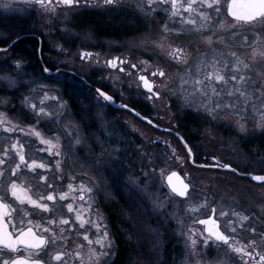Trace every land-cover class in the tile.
Segmentation results:
<instances>
[{"label":"rangeland","instance_id":"rangeland-1","mask_svg":"<svg viewBox=\"0 0 264 264\" xmlns=\"http://www.w3.org/2000/svg\"><path fill=\"white\" fill-rule=\"evenodd\" d=\"M18 2H21V0L0 1V36L5 32L4 26L8 24L9 20H15V18L26 20L33 16L32 19H37L36 26L33 27L46 39L44 58L49 63L85 75L98 86H106L124 103L128 99L147 101L148 98L141 92L142 90L138 87L134 78L132 80L131 76L120 73L117 68L114 70L108 67V61L112 60L113 55L127 59L128 65L124 66L125 70H130L129 66L132 64H136L137 67L145 64L150 68H163L172 77L171 80H166L170 88H163L160 91V97L151 99L152 103L147 105L156 112L153 119L161 121L162 126L166 128L175 126L179 118L186 113L193 116L196 121L200 119L204 123L203 131L199 133L196 140L191 139V143H189L194 155V163L200 164V162H204V158H215L246 174L261 172L256 170L264 172V149L255 144L257 138L261 136V138H264V130L256 128L255 122L251 118L244 121L247 131L241 132L236 124V117L227 116L226 112L220 111L210 115L204 107H200L202 100L199 94L189 96L192 91L191 87L185 86L187 91L181 92L180 76L176 73L179 71L185 79L188 78V73L175 60L167 59V52L171 50L169 45L185 48L187 42L194 44L196 49H201V52L210 51V53H213L212 47L220 48L221 46L209 47L202 41L203 36L211 33L209 29H206L205 34L201 37L189 34L184 36L183 39L178 37L180 29L175 28H169L171 31H165L164 29L146 27L134 36L130 34L131 37L126 36L127 31L131 29L115 28L109 31L97 29L95 30L96 34L109 33L107 38L103 36L98 38L90 29L76 28L73 32L68 25L67 10L48 12L36 6L25 8V4ZM4 4L9 6L4 7ZM218 31L224 35L228 30L218 29ZM235 32L238 33L236 40L241 38V35L247 36L248 45H251L255 39L252 29H250L249 34L240 28L236 29ZM153 41L163 43L165 45L164 49L161 50L156 47ZM235 42L237 45L241 44V41ZM237 45L235 51L245 52L246 56H250L252 51L250 47ZM256 46L264 47V45ZM196 53L197 50L194 53V59L189 60L190 73L193 78L197 76V65L200 64L202 59ZM203 59L205 63L211 61L206 57ZM17 62H19V67H17ZM27 66L28 62L15 59L14 56L6 53L0 54V77L11 76L16 82L15 87L10 88L7 80H0V99H6L7 101L0 104V113L3 114L4 120L2 125L5 128L16 125L18 126L16 130L19 132H21L20 128L31 130L34 127L40 133L46 134L45 139H52L51 136L54 137L53 142L59 137L61 146L58 149L54 148L52 150L53 154L50 155L46 147H40L44 151L38 153V158L51 170L64 168L67 163L70 165L72 163L70 156L74 155V158H76L72 152L69 153V159H67L68 157L63 149L69 143L74 144L72 142L77 137H82L78 121L79 119L82 120L86 114L85 112L82 114L83 110L78 105L84 107L85 105L82 102L87 103L89 100L90 104L96 109V124L94 125L97 131L92 134L96 148L94 146L86 153L87 160L91 161V163L89 162L90 186L93 188V192L90 194L92 208L88 211L86 217L101 225V235L105 230L109 234L108 240L111 241L113 247L112 254L108 258V264L113 261L116 246L109 230V222L103 212L96 209V206L98 201L101 200L113 204L115 198L110 192L109 181L101 180L99 175L93 171V168H99L101 172L108 170L109 173H120L123 182L119 185L123 197L125 195L134 199V202L139 203L142 212H145L143 214L144 218L145 214H151L157 224L168 229L169 238L163 240L159 246L163 248L169 245L171 252L173 255L176 252L178 259L173 261V255L171 254L166 256L165 259L163 258L162 264H196L198 259L201 264H217L219 259L224 258L223 252L226 246L221 247L219 250L215 246L211 249L204 248L202 240L207 235L204 233L199 221L209 218L212 209L215 208V219L222 217L220 216L221 211L228 213L226 217L219 219L224 227L231 218L229 209L233 210L237 206L234 203H239L242 200L261 201L264 198V184L254 185L250 183L251 181L248 182L223 170L220 172L219 170L212 172H210L211 170H204L189 162L188 156L178 143L163 138L157 131L160 135L154 139L153 131L138 123L125 112L112 111L106 104L101 103L100 99L94 96L95 94L84 90L79 84H73L74 82L69 75L62 73L50 78L44 72L36 75L30 69L26 71L25 69L29 68ZM256 67L259 69L261 65L258 64ZM200 75H203V71ZM251 75L255 76V73H251ZM51 79L54 84L49 83ZM57 83H60V85L71 83L74 87H70V89L57 88L54 86ZM173 91L177 92V95H172ZM45 93H47V97L55 96L58 100L53 101L47 98ZM69 94L73 97V101L77 103L76 105L81 114H72L71 109L69 111L67 101ZM181 95L188 96L192 102L190 106L185 105L178 99V96ZM25 98H27V101H25ZM42 100L44 101L43 106L47 112L51 113V116H41L39 123H37L35 111H38L41 107ZM31 104H36V110L30 107ZM61 104L63 107L60 106ZM249 115L252 114L249 113ZM73 116L78 119L74 121ZM256 119H258V116ZM6 133L8 132L4 131L2 133V139L6 138ZM148 133L151 135H148ZM79 140V145H84V142L81 139ZM108 144L109 150L106 155L101 152V149L103 148L102 145L107 146ZM75 145L79 147L78 143ZM26 148L33 149L31 152L35 154L36 140L28 137ZM57 150L60 151L61 155H54ZM57 161H60L59 168H57ZM173 170L180 172L190 186L188 195L184 199L174 196L165 184V176ZM49 180H51V177ZM96 190L99 191V195H95ZM128 192H132V194L129 195ZM231 203H233L232 206ZM59 207L61 216L67 214L63 203H59ZM190 209L196 210L192 211ZM118 220L120 225H125L128 218L120 215ZM246 225H248V220L244 224L245 228H247ZM63 227L66 232L62 235H65L69 240L70 248L64 245L61 240L60 249L66 250L68 248L71 252L70 258L66 260L79 264V260L75 258V252L80 251L85 264H88L86 253L89 246L83 240L84 230H78V226H69V228H73V231H68L69 228ZM85 227L89 230V238L95 239L97 236L96 227L92 225H85ZM120 229L124 230L125 228L120 227ZM138 233L136 235L139 237ZM246 234H238L241 241H246L245 245L252 240L259 242V236L249 235L247 232ZM190 235L197 240L196 251L200 252L199 256L192 254ZM81 244L84 245L83 248L78 247ZM237 244V246L242 245L240 241ZM142 246L146 248V246ZM93 247L99 250L98 245L94 244ZM155 250L156 245L153 243L150 249L146 251L145 257L151 256V264L161 263L160 256L156 260ZM231 255L233 264H235V254ZM170 258L173 263L170 262ZM136 259V262L141 261L139 257Z\"/></svg>","mask_w":264,"mask_h":264},{"label":"snow or ice","instance_id":"snow-or-ice-1","mask_svg":"<svg viewBox=\"0 0 264 264\" xmlns=\"http://www.w3.org/2000/svg\"><path fill=\"white\" fill-rule=\"evenodd\" d=\"M60 3L72 6L78 4L80 0H59ZM121 0H104V4L113 5L119 4ZM25 3L37 4L44 8L45 11L55 12V9H49L47 4L51 3V0H25ZM147 4L151 7L152 5H170L169 15L171 17H179L181 24L192 25L196 31H201L202 29H209L210 35L203 36L202 41L209 47L214 45H220L228 50V56L231 59L224 58L223 51H220L216 47H212L214 53L210 62L205 63L204 57L207 53L201 52L197 49V54L202 57L200 64L197 65V76L193 78L190 73L189 60L192 57L191 52H185L181 47H172L170 51L167 52L168 57L175 60L180 66L184 67L188 73V78L185 79L184 75L179 71L176 75L180 76V90L181 92L187 91V87H191L192 91L189 96H195L199 94L202 100L200 107H204L210 115L220 111L226 112L227 116L236 117V124L239 126L241 132H246V126L244 121L246 119H253L255 122V127L264 130V47H257L256 45H264V0H230L227 5V12L233 18L234 23L226 25L221 21L218 25L212 23L211 11H214L217 15L221 12V0H147ZM4 7H8V4H4ZM140 5H138L139 7ZM155 12L156 9L152 8ZM184 13H188L185 17ZM193 14L199 17V23L193 18ZM243 24L250 27L253 30L255 39L251 45H248V37L241 35V44L243 47L247 45L252 49L250 56L238 54L236 51L232 50V45L229 44L225 36L221 34L218 29H223L227 31L229 28H235L236 25ZM165 31H171L167 24L163 25ZM238 33H232V39L237 37ZM153 44L164 49L165 45L163 43H157L153 41ZM121 64L125 61H120ZM108 64L115 68L117 66L116 61H108ZM261 65V68H257V65ZM17 67H19V62H17ZM132 68H136V64L131 65ZM210 69V70H208ZM48 71V69H45ZM120 71L123 72L124 68L121 67ZM203 71V75L200 73ZM255 73V76L251 75ZM153 77H163L166 80H171L172 77L169 76L163 68L157 67L156 71L151 73ZM0 80H7L9 87H15V80L11 76L0 77ZM139 80L143 83L144 88L152 93V96L156 98L160 97V92H153V83L149 79L140 75ZM161 87L167 89L168 83L162 82ZM100 96H103L105 100L111 101L113 98L106 93L97 89ZM172 95H177V92L173 91ZM47 97V93H45ZM53 101L58 100L57 97H47ZM152 98L151 96L149 97ZM185 105L190 106L191 101L188 96H178ZM27 101V98H25ZM6 99H0V104L6 103ZM44 101H41V107L38 111H35L37 117V123L41 116L50 117L51 113L47 112L43 106ZM211 105V107H209ZM63 107V105H60ZM30 107L36 110V104H31ZM126 107V105H125ZM249 113L252 115L250 116ZM258 116V119L256 117ZM215 118V117H214ZM227 118V117H225ZM4 123L3 114L0 113V124ZM18 126L13 125L12 127L5 128V132L15 131ZM31 127V126H30ZM24 132V128L19 129ZM26 135H32L40 139L41 144L48 146L47 151L49 154H53L52 150L54 148L58 149L59 137L53 142L52 139H45L42 134L37 131L34 127L31 131L26 133ZM76 143L80 140L77 137L75 139ZM13 150H16V155L19 157V163L11 170V175L8 176L5 184L0 185V264H51V262H59V264H67L65 257L68 254L67 251L57 250L53 253L48 251V246L56 245L57 241L64 240L66 242V237L62 234L66 231L63 226L70 225V220L68 218L56 219L54 216L51 219H47V225H55L59 229L61 235H57V231L52 227L43 226L39 222L34 224L33 220L27 219V226L25 225V219L29 217L30 213L24 208L25 205L31 206L32 209H39L43 213H53L54 208L50 207L48 201L55 203L57 199L61 202L69 199L71 195V201L67 203L66 210L69 214H74V220L71 222L72 226L78 224V230L83 229V240L87 242L88 251L86 253L88 257V264H108V258L112 254L111 241L108 240V232L105 230L102 235L100 234L101 225L92 221L90 218L86 217L84 213L90 211L92 204L85 201V193L91 194L93 188L89 185L83 183L80 184L79 188H76L72 183L67 185V192H60L58 196L54 194L53 185L47 183L46 177L40 175L39 179L46 182V187L49 189L47 195H40L39 198H34L31 194V186L25 187L23 182L18 183L15 178L21 169V165H25V154L23 151L24 145L19 143H13L11 145ZM44 151V149H41ZM105 149H101V152H105ZM191 150L189 149V152ZM7 155V152H5ZM54 155H61L60 151H55ZM179 159V157H177ZM5 161L0 159V165L4 164ZM223 168L231 169L230 164L221 165ZM26 167L35 172L37 168L45 169L47 166L44 163H37L36 160H32L31 163H27ZM60 167V161H57V168ZM235 171V169H231ZM100 179L103 180V174L99 168H93ZM163 172V170H161ZM5 175L4 170L0 169V178ZM147 175V173H145ZM177 173L172 172L168 177L169 184L172 186V192L177 195L184 197L187 195L188 185L180 182V186L172 184V178L176 177ZM60 179V178H58ZM255 181H264V175H256L252 177ZM79 192V196L72 195L73 193ZM10 195L18 204V208H13L11 204L5 202V196ZM92 197L89 195V200ZM79 200L82 203L78 208L74 207L76 201ZM87 204V208L84 205ZM195 211L196 209H190ZM22 213L20 216V227L12 223L13 213ZM215 212V209H213ZM234 216L239 217L241 220H248L247 216H240L239 213L233 212ZM228 213L221 211L220 216L226 217ZM200 224H208L210 227L206 229L208 235L203 238L202 245L204 248L211 249L213 246L217 250L221 247L226 246L223 252V259H219L217 264H233V259L231 254H236L239 258L240 264H248V260L253 258V252L247 251L246 248L249 246H254L256 244L255 240L249 242V245L244 247L237 246L238 242L234 241V237L225 234L221 231L216 220H200ZM11 224L12 230H9V225ZM232 221H228V225H231ZM85 225H92L97 229V236L95 239H90L88 234V229ZM35 229L42 228V232L34 231ZM231 232H235L236 228L231 227ZM253 233L256 232L255 228H252ZM264 236V233L261 234ZM190 247L192 249V254L199 256L200 252L196 251L197 240L193 239L191 235L189 236ZM98 245L99 250L93 247V245ZM83 244L78 245L79 248H83ZM23 252L24 254H21ZM43 254V255H42ZM259 256L260 264H264V254L256 253ZM47 257V258H45ZM75 258L79 260V264H85L83 256L80 251L75 252ZM196 264H201L198 259Z\"/></svg>","mask_w":264,"mask_h":264},{"label":"flooded vegetation","instance_id":"flooded-vegetation-1","mask_svg":"<svg viewBox=\"0 0 264 264\" xmlns=\"http://www.w3.org/2000/svg\"><path fill=\"white\" fill-rule=\"evenodd\" d=\"M229 2L230 0H221V12L219 15H217L214 11L208 10L211 12V15L213 18L212 19L213 24L218 25L221 21H223L226 25L234 23L233 18L229 16L227 12V5ZM18 3L25 4L24 5L25 8H32L31 6H36L38 8H41L42 10L44 9L40 7V5H37V4L25 3V0H21V2H18ZM46 3H47V0H46ZM22 4L20 5L21 8H22ZM138 5L140 6L138 7ZM18 7H19V4H18ZM47 7L49 9H55V11L67 10L68 11V25H69V28L73 30V32L75 31L76 28L90 29L93 31V33L98 38H100L101 36L95 33V30L97 29H111V30L115 28L131 29L127 31V35H126L128 37H131V35L134 36L135 34L142 32L146 27H149L151 29H164L163 25L167 24L169 28L180 29V33L178 37L182 39L184 36H188L189 34H193L198 37H201L203 36V34H205L204 32L207 29L205 28V29H202L201 31H196L192 25L181 24L179 17H171L169 15L170 5H152L150 7L147 4V0H121L119 4H113V5L104 4V0H80L78 4H74L72 6L64 5L60 3L59 0H51V3L47 4ZM152 8H155L156 11L153 12ZM165 9H169V11H165ZM184 16L187 17L188 13H184ZM32 17L27 18L26 20H21V18L19 19L15 18V20L8 21V24L4 26L5 32L3 33L2 36H0V54L6 53V54H9L10 56H14L15 59H20L22 61L28 62L27 67L29 68H26L25 70L28 71L27 69H30L36 75L41 72L42 73L44 72L46 75H49L50 78L58 74H62V73L65 75H69L71 77V80L74 82L73 84H79L81 87L84 88V90L95 94L94 96L98 97L100 99V102L103 103L104 105L106 104V106H108L112 111L125 112L128 115H130L133 119H135L138 123H140L141 125L153 131L154 132L153 134L155 135L154 139L157 138L161 134L163 138L168 139L169 141H174L178 143L181 146L182 150H183V147L179 139L177 138L176 134L181 136L183 140L187 142L191 139L196 140L197 137L199 136V133L203 131L204 123L200 119H198L197 121L199 124L197 128H199L200 130V132L198 133L190 132L189 130L191 128H184L183 123L182 122L179 123V121L176 122L175 126L166 128L162 126L161 121H156L153 119L155 118L154 116H156V112L154 111V109L152 110L150 106L147 104H151L152 103L151 99L156 98V97L152 96V93H149L142 87L141 85L142 82L139 80V76L140 75L146 76L149 79V81L153 83V92H156V91L160 92L163 89V87H161V83L166 82V78L164 79L163 77H158V76L153 77L151 75V73L153 71H156L157 68H150L149 66L142 64L141 66L136 67V68H132L130 65L129 66L130 70L128 69L125 70L124 66L128 65L127 59L121 58L118 55L112 56L111 61H116L117 66L115 68L113 67L111 68V66L108 64V67L114 70L117 68V70L120 73H126L127 75L131 76L132 80L134 78L136 80V84L138 85V87L141 88L142 90L141 92L145 94L148 98L147 101L139 100V99L138 100L128 99L127 102L124 103L120 100V98L116 94H114L112 91L106 88V86L104 85L98 86V84L93 83L85 75L79 74L78 72L73 71V70L70 71L65 68L56 66V64L54 65V64L49 63L47 59L44 58V43L46 39L44 36L38 33V30H36V28L33 27V26H36L37 19H32ZM193 18L196 19L197 22L199 23L198 16L193 14ZM239 28L245 30L247 34L250 33L251 28L243 24H238L236 25L235 28H229L228 31L224 33L226 41L232 45V50L234 51H235V46L237 45L235 41H241V38H238V40H236V38L232 39V33L235 32V30ZM103 37H106V36L103 35ZM237 46H240V45H237ZM183 49L185 50V52H191L193 54L191 58L194 59L195 57L194 53L197 50L194 44L187 42V44L185 45V48ZM217 49H219L220 51H223L224 58L231 59V57L228 56L227 49L223 48L222 46ZM205 53H207L206 59L211 60L214 53H210V51L205 52ZM237 53L245 55L244 54L245 52H237ZM168 58L170 57H168L167 55V59ZM121 60L125 61V63L121 64L120 63ZM121 67L124 68L123 72L120 71ZM45 69H48V71H45ZM51 82L52 84H54V81H52V79L49 80V83ZM73 84L69 83L67 85L65 84L60 85V83H57L54 86H56L57 88L61 87L63 89L65 88L70 89V87H74ZM168 88H170V85H168ZM97 89H100L103 92L107 93L109 96H111L114 99L116 104H119L120 106L126 105L128 109L111 107L106 101L101 99V97L98 95L96 91ZM68 96H69L68 98L69 111L71 109L72 114H76V113L81 114V111L76 105L77 103L73 101V97L70 96V94ZM150 96L152 97L151 99L149 98ZM70 104L73 106L72 108L70 107ZM84 105H85L84 107L78 105L80 109L83 110L82 114L84 112L86 114L82 120L79 119L78 121V125L82 132V137H78V138L84 142V145H79L78 143L79 147L76 146L75 140L72 142L74 144H71V143L67 144V146L65 147V149H63V151L65 150L67 157L69 153L73 152L76 158H74V155L70 156V160L72 163L70 165H68L67 163V165L64 168L60 167L58 170H51L50 167L46 165L47 167L45 169L37 168L35 172L30 171L26 167V164L31 163L32 160H36L38 164L42 163L40 158H38L39 151L42 152L40 147L48 148V146L45 144H41L39 138L32 136V135H26V133L31 131L29 129L27 130L24 129L25 130L24 132H19L17 130L8 132L5 134L6 138L2 139L1 136H2V133L4 132L5 127L2 124H0V159H3L5 161L4 164L0 165V169L4 170V173H5L4 177L0 178V185L5 184L8 176L11 175V170L15 167L17 163H19V157L16 155V150H13L11 148V145L13 143H17L19 141V143L24 145L23 151L25 154L26 164L21 165V169L15 178L17 179L18 183L23 182L25 187L31 186V194L33 195L34 198H39L40 195L46 196L49 191V189L46 187V182L39 179L40 175H44L46 177L47 183H51L53 185L54 194H56L57 196L60 192L68 191L67 185L69 183H72L76 188H79L82 182L83 184L90 186L89 162L91 163V161L87 160L86 153L90 151L92 147L95 146L93 143L94 140L92 139V134L90 131L92 129L90 115L92 114L91 112H93L95 113L94 117L96 118V109L94 106L90 104L89 100L87 101V103H84ZM129 109H133L138 114H140L142 117L147 118L149 121H151V123L157 125L159 128H162L163 130L157 129L154 126L148 124L147 122H144L138 119L137 117L133 115V113L129 111ZM73 119L74 121H76L78 118L73 116ZM156 131L159 132L160 134L157 133ZM45 135L42 134V137L44 138ZM148 135H151V134L148 133ZM28 137L33 138V140H36L37 148H36L35 154L31 152L34 149V147L32 150L31 148L30 149L26 148ZM51 138L53 139L54 137L51 136ZM34 146H35V143H34ZM60 146L61 144L58 145V147ZM102 147L103 149L106 150L104 153L107 155V152L109 150V144L107 146L102 145ZM94 148H96V146ZM5 152H7V155H5ZM67 159H69V157ZM224 163L215 158H209V159L204 158V162H200V164H195V163L194 164L204 170H211L210 172L217 171V170H219L220 172L221 169L219 166L223 165ZM237 171H238L237 173H232V174H235L238 178H243L244 180H247L248 182H250L246 176L248 173L246 174L243 171H239V170ZM256 171H261V172H252V173L253 174L264 173L262 170H256ZM102 174L104 177L103 180L107 182L109 181L110 183V187L112 190V191L110 190V192L113 195V197L117 196L120 199H122L123 198L122 190L119 185L120 183L123 182V180H121V177H120L121 174L113 173V172L109 173L108 170L102 171ZM50 177H51V180H49ZM107 177H109L110 180L107 179ZM250 183L254 185H260V184H256L253 182H250ZM114 186H117V187H114ZM116 188L119 189L120 196H118L115 193ZM72 195H76L78 197L79 192L77 191L76 193H73ZM89 195L90 194L85 193V201H88V203H90ZM95 195H99L98 190H96ZM5 202L11 204L13 208L19 207L17 202H15L14 199L10 197V195L5 196ZM69 202H72L71 195L68 200L63 201V202L59 201L58 199L55 203L48 201L50 207L54 208V212L51 214L43 213L39 209H32L31 206L25 205L24 208L29 211L30 215L29 217L25 219L24 226H27L26 221L28 218H30L33 220L34 224L36 222H39L43 226L52 227L54 230L57 231V235H60L59 229L56 228L55 225H47L46 221L47 219L53 218V216L56 219L68 218L70 220V225H66L65 227L67 228H69V226L74 227L72 226V223H71L75 218L74 214L67 213L62 216L60 215L59 203H63V206L66 209L65 205ZM101 202H103V205L105 204L104 200H101ZM81 203H82L81 201L77 200L76 203L74 204V207L78 208ZM99 203L100 201H98L96 209H99V211L103 212L104 216L107 218L109 222V226H110L109 230H110V233L112 235V238L115 244V239L112 234V226L107 216L106 208L100 205ZM115 203H116V199H115ZM234 204H236L237 206H235L233 210L229 209L231 213V218H229L232 221L231 225H228V222H227V224L223 227L221 221L219 220L222 217L220 218L217 217V219H215L216 218V216L214 215L215 212H213V209L215 208L212 209L210 217L207 218L206 220H209V219L216 220V221L218 220L217 224L220 230L224 231L225 234L234 237L235 242L240 241V244L242 245H240L239 247H244V246L249 245V244L245 245L246 241L243 242L238 238L239 233H242L243 235H247L246 234L247 232L249 235L259 236L258 243L256 242L254 246H249L246 248L247 251L253 252V258L250 259L248 257H245L244 259L248 260V264H260L259 256L256 255V253L264 254V236L261 235L262 233H264V198H262L261 201L260 200H253V201L242 200L239 203H234ZM110 205L112 204H109L108 206ZM232 205L233 203H231V206ZM84 207L87 208V204H85ZM233 212L239 213L240 216L249 217L248 225H246L247 228L244 227V224L247 222V220L246 221L241 220L239 217L234 216L232 214ZM87 214H88V211L84 213L85 216ZM21 215L22 213H18V212L13 213L12 223L16 224L17 227L21 226L20 225ZM117 220H118V216H117ZM76 226H78V224ZM120 226L121 225H119V228ZM201 226L203 227L204 233L208 235L206 231L208 227L205 224H201ZM231 227L236 228V231L234 233L230 231ZM226 228L228 229L227 231L225 230ZM252 228L256 229L255 233L251 231ZM9 230L10 231L12 230L11 224L9 225ZM34 231L42 232L43 229L34 228ZM68 231H73V228H69ZM65 232L63 234H65ZM63 236L65 237V235ZM62 242L64 243V245L70 248L68 239H66V242L64 240H62ZM60 243H61V240L57 241L56 245L50 244L48 246V251L53 254L57 250L67 251L68 254L70 255L71 252L68 248L66 250L60 249ZM21 254H24V253L21 252ZM69 255L65 257V260L70 258ZM116 255L117 253H116V248H115L113 260L116 258ZM234 257L236 259L235 264H240L239 258L236 256V254L234 255ZM51 264H59V262H51ZM67 264H74V263H71V261H67Z\"/></svg>","mask_w":264,"mask_h":264},{"label":"trees","instance_id":"trees-1","mask_svg":"<svg viewBox=\"0 0 264 264\" xmlns=\"http://www.w3.org/2000/svg\"><path fill=\"white\" fill-rule=\"evenodd\" d=\"M107 31L111 29H105ZM112 32V31H111ZM106 36L109 37V33H99V36ZM63 85V84H61ZM82 99V98H81ZM69 102V100L67 99ZM84 104V101L82 102ZM70 107L73 106L70 104ZM90 120L92 123V129L91 134H94L97 130L94 124H96V118L95 113L91 112ZM179 123H183L184 128H191L190 132H200L198 122L195 120L193 116H191L189 113L183 115L179 118ZM262 137V136H261ZM257 138L255 140L256 146L259 148L264 149V138ZM256 141H258L256 143ZM188 143H191V140L187 141ZM247 149V148H246ZM109 179V177H107ZM110 180V179H109ZM109 189L111 190L110 183H109ZM112 191V190H111ZM118 191V192H117ZM115 193L120 196L119 189H115ZM127 194H132V192H128ZM116 196V195H115ZM116 199V203L113 202L112 205L108 206L109 203L105 202L103 205V202L100 201V205L104 206L107 211V216L110 220L111 226H112V234L115 239L116 244V258L112 261L111 264H151V256L145 257L147 249H150L153 243L156 245L155 255L156 260L157 257L160 256L161 263L162 264L163 258L165 259L168 255H173L171 252V248L169 247H161L159 246L160 243H162L163 240L167 239L168 229L162 225H159L155 222L154 217L151 216V214H145L142 212L141 205L137 202H134V199H131L130 197H127L124 195L122 199L119 197H114ZM137 214V216H136ZM124 215L128 218V221L125 222V225H121L120 227H124V230H121L119 228V220H117V216ZM147 217V218H146ZM145 229V230H144ZM125 231V232H123ZM138 233L140 236L136 235ZM169 238V237H168ZM146 246V248H143V246ZM149 251V250H148ZM139 257L141 261L136 262V258ZM178 256L176 252L173 255V261L177 260ZM170 258V262L173 263ZM164 264V263H163Z\"/></svg>","mask_w":264,"mask_h":264},{"label":"water","instance_id":"water-1","mask_svg":"<svg viewBox=\"0 0 264 264\" xmlns=\"http://www.w3.org/2000/svg\"><path fill=\"white\" fill-rule=\"evenodd\" d=\"M229 16H230V15H229ZM111 68H112V67H111ZM141 85H142V87L144 88L143 83H142ZM144 89H145V88H144ZM145 90H146V89H145ZM96 91H97V90H96ZM100 91H102V90H100ZM146 91H147V90H146ZM102 92H103V91H102ZM97 93H98V92H97ZM104 93H105V92H104ZM106 94H107V93H106ZM98 95H99V93H98ZM107 95H108V94H107ZM99 96H100V95H99ZM100 97H101L104 101H106L111 107H114V108H121V109H128V108L125 107V106H120L119 104H116L115 101H114V99H112L111 101H107V100L104 99L103 96H100ZM133 115H135L138 119H140V120H142V121H144V122H147L148 124L154 126L155 128L162 129V128H159L157 125L151 123V121H149L147 118L142 117L140 114H138V113L135 112V111L133 112ZM162 130H163V129H162ZM176 136H177V138L179 139V141H180V143L182 144V146L184 147V150H185L186 154L188 155L189 162L193 164V163H194V162H193V153H192V151L189 152V149H190L189 145L183 140V138H182L181 136H179L178 134H176ZM190 150H191V149H190ZM219 167H220V169L223 170V171L232 172V173H237V171H232V170H231V169H233L232 167H231V169L223 168L221 165H220ZM172 172L177 173V176L172 178V184H175V185H177V186H180V182H183L184 184H187V185H188L187 193H188V191H189V189H190V186H189V184L187 183V181L184 179V177H183L178 171H176V170L171 171L169 174H167V175L165 176L164 181H165V184H166L168 190H169L173 195H175L176 197H178V198H182V199H183V198H185L187 195L184 196V197H181V196L177 195L176 193H173V192H172V186L169 184V181H168V177L171 175ZM253 176H256V175L249 174L247 177H248L249 180H251V181H253V182H255V183H258V184L264 182V181H255V180H253V179H252ZM209 220H211V219H209ZM205 225H206L207 227H210V225H208V224H205Z\"/></svg>","mask_w":264,"mask_h":264},{"label":"bare ground","instance_id":"bare-ground-1","mask_svg":"<svg viewBox=\"0 0 264 264\" xmlns=\"http://www.w3.org/2000/svg\"><path fill=\"white\" fill-rule=\"evenodd\" d=\"M129 111L131 112V113H133L134 112V110L133 109H129ZM136 112V111H135ZM135 116V115H134ZM136 117V116H135Z\"/></svg>","mask_w":264,"mask_h":264}]
</instances>
